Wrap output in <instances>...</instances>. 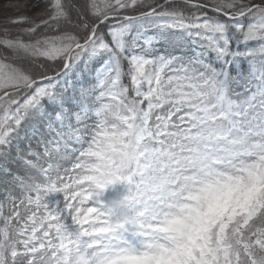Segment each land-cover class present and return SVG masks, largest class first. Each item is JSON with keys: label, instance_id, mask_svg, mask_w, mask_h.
I'll list each match as a JSON object with an SVG mask.
<instances>
[{"label": "snow or ice", "instance_id": "snow-or-ice-1", "mask_svg": "<svg viewBox=\"0 0 264 264\" xmlns=\"http://www.w3.org/2000/svg\"><path fill=\"white\" fill-rule=\"evenodd\" d=\"M0 264H264V0H0Z\"/></svg>", "mask_w": 264, "mask_h": 264}, {"label": "trees", "instance_id": "trees-1", "mask_svg": "<svg viewBox=\"0 0 264 264\" xmlns=\"http://www.w3.org/2000/svg\"><path fill=\"white\" fill-rule=\"evenodd\" d=\"M12 15H17L16 13H12Z\"/></svg>", "mask_w": 264, "mask_h": 264}]
</instances>
